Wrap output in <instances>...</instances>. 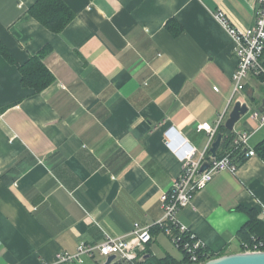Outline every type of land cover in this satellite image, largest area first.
I'll list each match as a JSON object with an SVG mask.
<instances>
[{
	"label": "crops",
	"instance_id": "crops-1",
	"mask_svg": "<svg viewBox=\"0 0 264 264\" xmlns=\"http://www.w3.org/2000/svg\"><path fill=\"white\" fill-rule=\"evenodd\" d=\"M36 1L0 0V42L18 65L51 47L45 64L55 77L35 94L0 54V264H58L81 242L155 224L189 153L169 145V130L211 155L216 138L196 126H215L222 114L226 122L238 101L249 111L264 101L254 77L234 97V43L214 17L222 11L246 30L255 0H63L76 17L59 34L28 14ZM249 113L233 132L251 134L254 150L264 126ZM239 165L217 174L178 218L214 258L242 252L237 234L249 217L240 208L264 218V161ZM153 237L147 257L184 259L166 235Z\"/></svg>",
	"mask_w": 264,
	"mask_h": 264
},
{
	"label": "built area",
	"instance_id": "built-area-1",
	"mask_svg": "<svg viewBox=\"0 0 264 264\" xmlns=\"http://www.w3.org/2000/svg\"><path fill=\"white\" fill-rule=\"evenodd\" d=\"M216 21L232 38L234 46L232 54L237 59V67L232 76L234 85V97L241 93L250 77L261 80L264 84V0H255V23L246 30H240L232 25L228 17L222 11L214 12ZM250 118L260 127L264 126V111L251 110ZM227 115L219 116L215 126L210 123H201L196 130L206 131L213 141L221 126L224 125ZM251 134H238L234 140L236 149L249 148ZM172 146V142L169 144ZM246 159L256 157V152L248 149ZM204 162L209 163V168L200 172ZM239 164L235 163L228 154L223 159L212 158L206 153L198 154L191 149L183 159L181 175L174 181L168 192L162 193L160 203L164 212L161 220L153 225L134 224L131 234L123 237L108 236L98 245L81 242L74 253L60 254L58 264H84L87 259H100L104 261L115 255L112 264L122 262L124 264H137L143 260L148 244L153 241L152 229L166 235L173 245L184 252L192 264H200L201 250L206 248L178 218L180 213L193 204L195 196L212 182L214 177L223 171L236 173ZM189 233V239L184 240V233ZM248 253L264 252V240L258 241L252 249H246ZM206 257V253L202 254ZM204 264V263H202Z\"/></svg>",
	"mask_w": 264,
	"mask_h": 264
},
{
	"label": "trees",
	"instance_id": "trees-1",
	"mask_svg": "<svg viewBox=\"0 0 264 264\" xmlns=\"http://www.w3.org/2000/svg\"><path fill=\"white\" fill-rule=\"evenodd\" d=\"M28 14L46 29L55 34L63 32L76 17L75 13L63 0H37L29 9ZM173 22L174 21H170L167 26L172 34L179 35L182 32V27L173 26ZM50 53L51 47L46 46L36 55L29 58L25 64L18 65L4 44L0 42V54L6 61H8V63L12 65L16 64L18 66L21 74L22 86L33 90L35 94L42 93L55 81L54 75L45 64V59ZM218 134L223 135V141L218 151L217 159H223L229 154L230 158L235 163L242 164L246 160L244 153L246 148L236 149L234 146V140L237 135L232 131H228L224 126L219 128ZM254 150L256 151L257 156L264 161V140L260 142ZM2 176L3 175L0 174V181ZM240 209L249 217L248 223L237 234L241 243V251L244 252L248 248L252 249L258 241L264 240V218L261 216V213H258L256 210L247 208ZM151 232L155 235L159 230L154 228ZM183 239H189V233H184ZM182 253L184 259L182 261H177L171 256H165L160 259L153 256L147 257L146 251L143 260L137 264H192L185 253ZM200 253V264L206 263L215 257L207 248L202 249ZM203 253H206L207 256L203 257ZM118 264L124 263L119 262Z\"/></svg>",
	"mask_w": 264,
	"mask_h": 264
},
{
	"label": "water",
	"instance_id": "water-1",
	"mask_svg": "<svg viewBox=\"0 0 264 264\" xmlns=\"http://www.w3.org/2000/svg\"><path fill=\"white\" fill-rule=\"evenodd\" d=\"M259 111H264V101L262 105L259 107ZM249 112V107L246 103L236 102L234 108L230 112L224 127L228 131H234L235 125L241 120L242 117L246 116ZM168 136L173 140L172 147L177 148L179 145H184L185 148L190 149L188 146V142H186L185 138L175 129L171 128L168 132ZM223 141V135L218 134L215 141L212 143L210 148V153L213 158L217 157L218 150L221 147ZM246 152V150L244 151ZM209 168V163L204 162L201 166L200 172H204ZM116 259V256H110L106 264H112V262ZM204 264H264V252L258 253H248L241 252L236 254L224 255L218 258H214L209 260Z\"/></svg>",
	"mask_w": 264,
	"mask_h": 264
},
{
	"label": "bare ground",
	"instance_id": "bare-ground-1",
	"mask_svg": "<svg viewBox=\"0 0 264 264\" xmlns=\"http://www.w3.org/2000/svg\"><path fill=\"white\" fill-rule=\"evenodd\" d=\"M238 102H240V101H238ZM249 112H250V111H249ZM249 112H248V113H249ZM224 125H225V124H224ZM232 132H233V131H232ZM217 134H218V132H217ZM216 136H217V135H216ZM215 138H216V137H215ZM191 149H192V148H190L189 150H187V152L190 151ZM247 149H248V148L245 149L246 152H244V153H247V151H248ZM256 155H257V154H256ZM184 157H185V156H183L182 159H184ZM211 157H212V156H211ZM212 158H213V157H212ZM216 158H217V157H216Z\"/></svg>",
	"mask_w": 264,
	"mask_h": 264
},
{
	"label": "rangeland",
	"instance_id": "rangeland-1",
	"mask_svg": "<svg viewBox=\"0 0 264 264\" xmlns=\"http://www.w3.org/2000/svg\"><path fill=\"white\" fill-rule=\"evenodd\" d=\"M103 261V260H102Z\"/></svg>",
	"mask_w": 264,
	"mask_h": 264
}]
</instances>
